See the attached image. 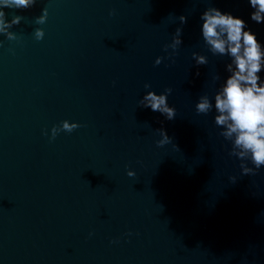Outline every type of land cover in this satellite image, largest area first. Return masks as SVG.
<instances>
[{
	"label": "water",
	"instance_id": "1",
	"mask_svg": "<svg viewBox=\"0 0 264 264\" xmlns=\"http://www.w3.org/2000/svg\"><path fill=\"white\" fill-rule=\"evenodd\" d=\"M209 6L245 20L264 47L249 0L3 9L21 20L15 39L0 34V264H264V166L243 174L214 106L195 109L203 94L214 104L230 62L203 41ZM177 27L182 43L165 50ZM165 88L172 120L138 105ZM63 120L79 127L52 138ZM157 129L170 142L158 145Z\"/></svg>",
	"mask_w": 264,
	"mask_h": 264
},
{
	"label": "clouds",
	"instance_id": "2",
	"mask_svg": "<svg viewBox=\"0 0 264 264\" xmlns=\"http://www.w3.org/2000/svg\"><path fill=\"white\" fill-rule=\"evenodd\" d=\"M36 0H0V34H5L8 39H15L14 33L9 29L20 22L19 15H12L11 20L6 19L4 8L26 9L31 7ZM253 9L250 18L256 23H264V0H249ZM42 15L36 22L42 24L47 16V9L42 10ZM181 24L186 23V17H178ZM201 34L205 46L214 55L228 56L230 62L225 65L228 75L223 84L214 94L213 101L207 94L199 97L195 104L196 112L208 114L215 108V124L219 126L226 140L231 141L230 155L240 160V168L243 174H255L256 170L264 166V80L258 75L264 69V47L257 40L255 33L248 29L246 21L229 12H222L215 6L207 7L201 14ZM180 27L176 28L170 44H166L165 50L173 51L181 41ZM36 39L43 38V31L37 28L34 33ZM197 65L207 64L206 56L192 53ZM162 58L157 56L154 63L159 65ZM199 74V73H197ZM214 79H219L218 76ZM145 88L150 85L145 83ZM171 88H165L157 94L155 91H147L138 101L141 107L150 108L159 112L166 119L175 117L174 107L167 102ZM79 127L76 122L63 120L59 126L51 129L52 138L58 132H72ZM161 139L158 145L170 142L171 138L163 129H157ZM245 161H250L253 167H249ZM128 176L135 173L129 169Z\"/></svg>",
	"mask_w": 264,
	"mask_h": 264
}]
</instances>
